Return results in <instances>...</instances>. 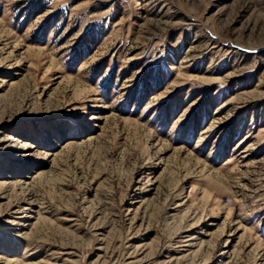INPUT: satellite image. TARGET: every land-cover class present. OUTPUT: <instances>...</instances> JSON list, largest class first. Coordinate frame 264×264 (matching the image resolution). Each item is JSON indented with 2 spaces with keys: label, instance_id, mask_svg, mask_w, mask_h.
<instances>
[{
  "label": "rangeland",
  "instance_id": "1",
  "mask_svg": "<svg viewBox=\"0 0 264 264\" xmlns=\"http://www.w3.org/2000/svg\"><path fill=\"white\" fill-rule=\"evenodd\" d=\"M0 182V264H264V0H0Z\"/></svg>",
  "mask_w": 264,
  "mask_h": 264
},
{
  "label": "bare ground",
  "instance_id": "2",
  "mask_svg": "<svg viewBox=\"0 0 264 264\" xmlns=\"http://www.w3.org/2000/svg\"><path fill=\"white\" fill-rule=\"evenodd\" d=\"M13 183H16V182H13ZM5 184L6 183H4V182H0V190L4 188Z\"/></svg>",
  "mask_w": 264,
  "mask_h": 264
}]
</instances>
